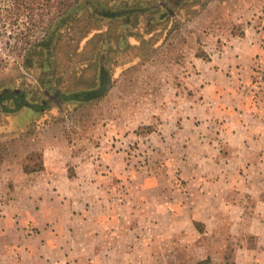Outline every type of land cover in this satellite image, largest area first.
I'll list each match as a JSON object with an SVG mask.
<instances>
[{
  "label": "rangeland",
  "instance_id": "rangeland-1",
  "mask_svg": "<svg viewBox=\"0 0 264 264\" xmlns=\"http://www.w3.org/2000/svg\"><path fill=\"white\" fill-rule=\"evenodd\" d=\"M93 6L0 44V264H264V0Z\"/></svg>",
  "mask_w": 264,
  "mask_h": 264
},
{
  "label": "trees",
  "instance_id": "trees-1",
  "mask_svg": "<svg viewBox=\"0 0 264 264\" xmlns=\"http://www.w3.org/2000/svg\"><path fill=\"white\" fill-rule=\"evenodd\" d=\"M93 1L102 0H0V44L9 47V51H31L41 47L84 7L95 10ZM110 9L103 8L101 11L109 13L112 12ZM95 14L101 13L97 10ZM43 30L45 33L40 35ZM35 154L29 157V164L24 166L25 172H33L34 169L29 166ZM40 157L44 161L43 153Z\"/></svg>",
  "mask_w": 264,
  "mask_h": 264
},
{
  "label": "crops",
  "instance_id": "crops-1",
  "mask_svg": "<svg viewBox=\"0 0 264 264\" xmlns=\"http://www.w3.org/2000/svg\"><path fill=\"white\" fill-rule=\"evenodd\" d=\"M250 46H252V43H250ZM253 47H255V46H253ZM249 63H251L250 61H249ZM248 67H250V64H248ZM196 111H197V108H190V113L189 114H192V113H196ZM229 125H230V129L228 128V130L226 131V134H225V140H224V142L226 141V142H228L229 144H233V145H239V142L241 141V139H248V137H245V135H246V132L244 131V132H242L243 130L240 128V127H237L235 124H233V123H229ZM242 132V133H241ZM241 134H242V136H241ZM214 142V141H213ZM221 143V142H220ZM25 172V171H24ZM35 172V171H34ZM25 173H30V174H32L33 172H25ZM42 173H45V172H42ZM38 173H36L35 175H37ZM47 186V185H46ZM46 190H47V188H46ZM29 195V194H28ZM31 196V195H30ZM28 198H29V201H30V203L33 205V208L34 209H32V210H34L35 212H37L38 214H41V210H40V204L42 203H46V202H43L42 200H41V198L40 197H38V198H30L29 196H28ZM52 202H56V203H60L62 206H64V207H69V205L67 204V200H65V201H61V200H59V202H57V200H52ZM68 215H71L70 213H68ZM72 215H73V213H72Z\"/></svg>",
  "mask_w": 264,
  "mask_h": 264
}]
</instances>
